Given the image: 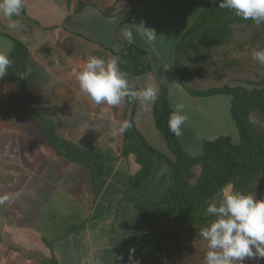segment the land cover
<instances>
[{"label":"crops","instance_id":"1","mask_svg":"<svg viewBox=\"0 0 264 264\" xmlns=\"http://www.w3.org/2000/svg\"><path fill=\"white\" fill-rule=\"evenodd\" d=\"M219 2L141 0L118 28L125 7L134 0H24L21 15L14 18L21 27L15 30L8 29V21L0 16V46L18 40L28 51L25 79L33 107L52 123L58 137L105 157L102 175L93 183L86 166L56 153L42 133L41 122L15 105L17 87L6 77L0 79V194L11 196L0 206V264H49L50 260L80 264V256L91 258L94 249L108 247L109 224L117 211L111 213L105 202L100 206L102 196L121 169L128 185V177L139 172L148 155L134 135H130L131 151L122 153L125 132L114 131L119 122L130 123L132 116V126L141 134L142 127L133 122L138 101H122L115 107L93 104L79 89L76 73L90 56L114 57L122 41L129 42L122 36L126 27L133 29L129 43L145 51L150 65L144 82L151 78L157 88H167L172 111L173 102L187 106L188 120L177 137L185 152L184 143L199 146L205 138L236 132L228 95H190L181 85L182 93L172 91L173 83H179L173 71L176 45L202 9ZM139 24L154 29L155 42L149 44L135 32ZM184 81L198 89L219 82L205 84L199 77ZM143 85L141 81L137 87ZM153 132L160 136L155 126ZM161 144L166 146L163 137ZM140 201L130 199L129 204L134 210Z\"/></svg>","mask_w":264,"mask_h":264},{"label":"trees","instance_id":"2","mask_svg":"<svg viewBox=\"0 0 264 264\" xmlns=\"http://www.w3.org/2000/svg\"><path fill=\"white\" fill-rule=\"evenodd\" d=\"M140 1L134 0L132 5L125 7L117 28L131 18L135 6ZM219 3L203 8L185 31L175 48L173 71L177 81L190 95L225 94L230 97L229 112L236 128V136L220 133L205 138L199 154L188 155L181 147L178 138L168 131L167 121L172 109L168 105V90L164 85L158 87L157 100L151 106V114L154 126L162 135L169 155L163 154L144 140L143 136L133 128L131 116L130 130L124 133L122 153L131 151L130 135H134L139 147L148 155V159L142 163L139 172L128 177L127 188L139 187L150 176L153 157L164 160L171 167V184L164 194L157 200H142L134 205L135 232L131 238L139 237V241L135 242L131 249H134L132 260L138 261L139 264H146V257L166 256L170 236L169 224L205 222L212 218L204 213L207 204L227 185H231L233 191L246 194L254 178L264 181V137L254 127L253 122L249 121V116H252L254 111H264V93L259 88V83L245 81L246 85H230L227 81H223L218 85L198 89L184 81V78L190 77L182 56L186 48L196 43L203 48L220 45L229 36L230 23H252L251 20L246 21L236 17L229 10L221 9ZM113 54L120 57L119 67L128 74L130 83L134 82L136 76L150 72L145 51L129 42L122 41ZM9 58L13 63L5 77L17 87L14 96L15 105L28 116L38 119L42 125V133L47 138V142L56 147V153L72 163L86 166L95 183L103 172L104 155L83 149L58 137L54 133L52 123L45 119L40 111L35 107L31 110L26 109L21 98L29 96L25 79L28 51L20 41L15 40ZM125 101L132 102L131 99ZM196 166L199 167L197 174L194 171ZM129 250L121 252L120 249L117 256H129ZM48 263L56 264L53 260Z\"/></svg>","mask_w":264,"mask_h":264},{"label":"rangeland","instance_id":"3","mask_svg":"<svg viewBox=\"0 0 264 264\" xmlns=\"http://www.w3.org/2000/svg\"><path fill=\"white\" fill-rule=\"evenodd\" d=\"M116 19L118 20V18ZM228 29L229 36L220 45L203 48L196 43L183 51V63L187 66L190 77L202 78L203 82H206L205 84H212L210 80L218 81V79V84L227 81L230 85H246L245 81H257L259 88L264 93V65L259 64L252 57L254 50L264 49V25L257 26L253 22H232ZM135 79L136 85L141 81L145 84L143 75L136 76ZM136 106L133 122L142 127V136L147 139V142L155 145L157 150L169 155L167 147L161 144L162 135L159 136L153 132L154 123L150 111H145L139 102ZM252 117L254 118V127L264 137V111H254ZM230 135L235 137L236 132H232ZM184 146L188 155L197 154L201 150V145L193 143L191 145L184 143ZM122 171L121 169L117 172L109 189L102 196L100 204L102 207H104V202L109 204L111 213L117 211L116 219L109 224L108 247L99 251L94 249V255L91 258L85 255L80 256L77 260L79 262L81 259H88L91 264H97V261L99 264H130L128 255L117 256L118 250L122 249L121 252H124L139 241V237L136 239L131 238V235L126 237L129 234H134L135 212L129 204L130 199L140 201L160 198L164 189L171 184V167L157 157L154 160L152 174L140 187L134 190L127 188V179L123 176ZM194 171L195 174L198 173V169L195 168ZM250 193L256 199L264 198V181L254 178L246 194ZM216 198L217 195L210 202ZM204 213L207 214L206 210ZM111 215L113 216V214ZM212 219L213 217L205 222L169 224L170 236L166 256L146 257V264H205L207 242L200 236V230L207 226ZM123 239L125 240L122 241ZM77 251H80L79 248ZM243 264H264V258H249Z\"/></svg>","mask_w":264,"mask_h":264},{"label":"clouds","instance_id":"4","mask_svg":"<svg viewBox=\"0 0 264 264\" xmlns=\"http://www.w3.org/2000/svg\"><path fill=\"white\" fill-rule=\"evenodd\" d=\"M24 0H0V16L8 21V29L21 27L19 17ZM219 7L231 11L242 20H251L255 25H264V0H220ZM135 32L147 43L155 42L157 35L152 28L143 24L135 25ZM125 40L134 39L131 26L122 30ZM13 45L6 42L0 46V79L9 73L13 61L9 58ZM252 57L264 65V49L254 50ZM119 56L99 58L90 56L83 68L76 73L79 89L89 101L96 105L115 107L126 99L138 101L148 111L157 100L158 88L151 78L142 86L130 83L128 74L119 67ZM174 94L182 93L180 83H173ZM186 104L173 102V111L169 114L168 131L175 137L182 136V127L186 124ZM249 121L254 118L249 116ZM131 127L128 121H121L114 129L124 133ZM11 199L10 194H0V206ZM206 213L213 217L211 222L201 228L200 236L206 241L205 264H243L249 258H264V198L256 199L252 193L233 191L231 185L223 188L217 198L207 204ZM134 249L129 250L130 264H139L132 260ZM80 264H91L84 259ZM97 264L99 262L97 261Z\"/></svg>","mask_w":264,"mask_h":264},{"label":"water","instance_id":"5","mask_svg":"<svg viewBox=\"0 0 264 264\" xmlns=\"http://www.w3.org/2000/svg\"><path fill=\"white\" fill-rule=\"evenodd\" d=\"M21 101L25 105L26 109L31 110L33 108V103L29 100L28 97L24 96L21 98Z\"/></svg>","mask_w":264,"mask_h":264}]
</instances>
